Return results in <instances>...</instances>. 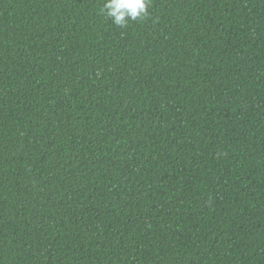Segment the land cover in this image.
<instances>
[{"label": "trees", "instance_id": "obj_1", "mask_svg": "<svg viewBox=\"0 0 264 264\" xmlns=\"http://www.w3.org/2000/svg\"><path fill=\"white\" fill-rule=\"evenodd\" d=\"M0 0V264H264V0Z\"/></svg>", "mask_w": 264, "mask_h": 264}, {"label": "clouds", "instance_id": "obj_2", "mask_svg": "<svg viewBox=\"0 0 264 264\" xmlns=\"http://www.w3.org/2000/svg\"><path fill=\"white\" fill-rule=\"evenodd\" d=\"M151 0H105L102 13L120 28L141 21L148 15Z\"/></svg>", "mask_w": 264, "mask_h": 264}]
</instances>
